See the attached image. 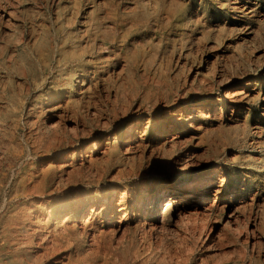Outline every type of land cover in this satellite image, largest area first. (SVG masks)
<instances>
[{
    "label": "rangeland",
    "instance_id": "rangeland-1",
    "mask_svg": "<svg viewBox=\"0 0 264 264\" xmlns=\"http://www.w3.org/2000/svg\"><path fill=\"white\" fill-rule=\"evenodd\" d=\"M247 79L248 97L231 103L224 92ZM169 109L184 121L165 129ZM138 168L149 179L126 209L134 236L112 239L110 264H264V0H0V235L35 187L47 206L79 193L119 199ZM177 177H213L219 191L201 199L197 188L169 225L149 228ZM210 201L219 208L207 213Z\"/></svg>",
    "mask_w": 264,
    "mask_h": 264
},
{
    "label": "bare ground",
    "instance_id": "bare-ground-1",
    "mask_svg": "<svg viewBox=\"0 0 264 264\" xmlns=\"http://www.w3.org/2000/svg\"><path fill=\"white\" fill-rule=\"evenodd\" d=\"M6 13L9 18H15L12 10H8ZM68 81L71 87L73 83L72 76H70ZM86 83L84 76L81 79V86L86 85ZM251 84L250 79H247L245 82H242L241 87L233 89L229 87L224 92V96L228 97L231 103L242 100L248 97ZM208 104L207 100L206 102L199 101L196 106H193L192 112H197L200 115L204 111V106ZM184 113L183 111L175 112L173 109L167 110L165 114V129L167 128L166 125H170L172 128L184 121ZM189 117L192 118L193 115L189 114ZM136 125L137 123L132 122L126 133L125 142L127 146L125 150L128 152L132 151L136 146ZM96 148L97 139H94L92 146H88L85 156L92 157ZM72 152L75 153V150ZM189 156L190 154H187V157ZM192 163L196 166L199 165L194 161ZM136 176L137 181L130 183L131 186L134 183L131 189L130 184L124 185L125 191L119 196V199L116 197L112 199L109 197L103 198L97 192L95 196L91 193H79L71 200L62 202V204L47 206L51 200L48 201L44 198L46 190H38L35 187L32 191L36 194L37 198L33 199L32 197L27 208L15 210L8 215V220L4 224L3 232L0 235V246L2 249L0 251V262L3 256L15 254V264H110L106 254L112 239L117 237L118 242L123 243L126 241L128 235L132 236V238L134 236V232L125 224L126 209L129 208L130 201H136L137 191L143 192L144 188L139 189L137 185L144 187L146 181L149 179L148 174L142 172L140 168H138ZM200 184V186H196V184L189 182L183 183L180 177H177L170 184L165 185V191L163 192L161 189L158 192L156 195L157 202L150 208L152 213L149 214H153L151 216L153 219L149 223V228H164L171 218L170 212L173 205L179 203L183 196L196 194L197 188L200 189L198 196L201 199L206 198L212 190L216 193L219 191L213 177ZM113 190L115 193H118L119 188H114ZM128 191L129 195H127ZM162 198H165L163 209L158 211V205ZM144 202L145 200L142 197L138 202L133 203V206L142 208ZM217 204L214 201H210L206 210L207 213L218 209L219 206ZM4 206L1 205L0 213H2ZM224 207L226 208L227 206ZM221 208L223 209V207ZM118 212L123 213L122 217H120L121 219L118 220L119 223L115 224L114 221ZM106 217L113 224V227L109 231L102 228ZM235 219L233 213L229 214V222H234ZM252 238L253 242L260 241V238L254 232L252 233ZM84 240L85 242L89 240L86 248H82V241ZM102 256L103 259H101Z\"/></svg>",
    "mask_w": 264,
    "mask_h": 264
}]
</instances>
